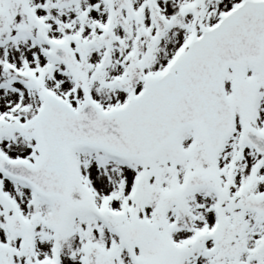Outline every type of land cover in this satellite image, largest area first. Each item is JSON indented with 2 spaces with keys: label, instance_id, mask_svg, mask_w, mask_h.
<instances>
[{
  "label": "snow or ice",
  "instance_id": "obj_1",
  "mask_svg": "<svg viewBox=\"0 0 264 264\" xmlns=\"http://www.w3.org/2000/svg\"><path fill=\"white\" fill-rule=\"evenodd\" d=\"M0 264H264V0H0Z\"/></svg>",
  "mask_w": 264,
  "mask_h": 264
}]
</instances>
